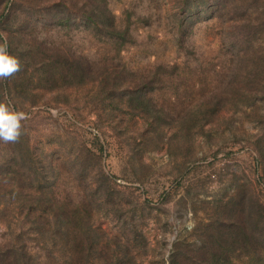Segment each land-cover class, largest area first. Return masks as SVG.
<instances>
[{
  "label": "rangeland",
  "instance_id": "rangeland-1",
  "mask_svg": "<svg viewBox=\"0 0 264 264\" xmlns=\"http://www.w3.org/2000/svg\"><path fill=\"white\" fill-rule=\"evenodd\" d=\"M94 1L0 0V264H264V0Z\"/></svg>",
  "mask_w": 264,
  "mask_h": 264
},
{
  "label": "clouds",
  "instance_id": "clouds-1",
  "mask_svg": "<svg viewBox=\"0 0 264 264\" xmlns=\"http://www.w3.org/2000/svg\"><path fill=\"white\" fill-rule=\"evenodd\" d=\"M18 70V61L8 55L7 44L0 43V77H8ZM20 118L16 114L9 113L4 106H0V138L14 141L20 134Z\"/></svg>",
  "mask_w": 264,
  "mask_h": 264
},
{
  "label": "trees",
  "instance_id": "trees-1",
  "mask_svg": "<svg viewBox=\"0 0 264 264\" xmlns=\"http://www.w3.org/2000/svg\"><path fill=\"white\" fill-rule=\"evenodd\" d=\"M176 1H177V4L179 2L181 3L182 6L180 7V9L182 11L203 7L207 5L208 2L210 1L212 3L211 4L212 10H215V8H217L219 5L218 4L219 0H176ZM83 7H84L85 14H86L87 22L90 24L88 26H91L93 29H96L97 31H98V28H100L101 26H104V28H108V29L115 27L114 24L112 25L108 23L107 20L104 19V16H105L104 13L105 12L107 13V8L105 6L101 7L100 4H96L94 0H85ZM102 18L105 20V23H107V25L106 24L104 25ZM45 172L46 171L43 169L42 174H44Z\"/></svg>",
  "mask_w": 264,
  "mask_h": 264
}]
</instances>
